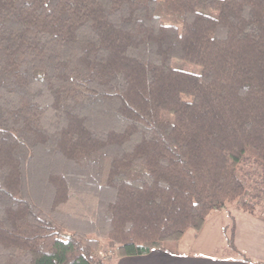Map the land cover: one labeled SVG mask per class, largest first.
<instances>
[{
	"label": "trees",
	"instance_id": "obj_1",
	"mask_svg": "<svg viewBox=\"0 0 264 264\" xmlns=\"http://www.w3.org/2000/svg\"><path fill=\"white\" fill-rule=\"evenodd\" d=\"M230 207L264 218V0H0V264L175 253Z\"/></svg>",
	"mask_w": 264,
	"mask_h": 264
},
{
	"label": "crops",
	"instance_id": "obj_2",
	"mask_svg": "<svg viewBox=\"0 0 264 264\" xmlns=\"http://www.w3.org/2000/svg\"><path fill=\"white\" fill-rule=\"evenodd\" d=\"M223 213L226 214L225 217L221 215ZM232 225H234V246L249 261L234 254L227 246L226 238L230 234ZM117 262L121 264H264V218L231 207L226 211L212 213L203 229L189 245L179 242L175 253L152 251L146 256L124 258Z\"/></svg>",
	"mask_w": 264,
	"mask_h": 264
},
{
	"label": "rangeland",
	"instance_id": "obj_3",
	"mask_svg": "<svg viewBox=\"0 0 264 264\" xmlns=\"http://www.w3.org/2000/svg\"><path fill=\"white\" fill-rule=\"evenodd\" d=\"M172 67L174 69L181 70V71H184V72H187V73H191V74H199L201 72V68L200 67H197L195 65H192V64H189V63H186V62L178 61V60H173L172 61ZM221 215H224V217H225L226 214L223 213ZM196 235H197L196 232H194L192 230H189V231L186 232V234L184 235L183 239L180 242L181 243L184 242V245H189L191 240L194 237H196ZM177 247H178V245H177ZM101 253H103V254L105 253L104 259L103 258H101V259L104 262H106L107 264H119V263L121 264V262H119V263L117 262L118 260L114 261V260L111 259L112 256H113V249H112V246L110 244H105L102 247V249H101Z\"/></svg>",
	"mask_w": 264,
	"mask_h": 264
},
{
	"label": "built area",
	"instance_id": "obj_4",
	"mask_svg": "<svg viewBox=\"0 0 264 264\" xmlns=\"http://www.w3.org/2000/svg\"><path fill=\"white\" fill-rule=\"evenodd\" d=\"M109 253H110V252H109ZM100 256H101V258L104 259V257H105V253L103 254V253L100 252Z\"/></svg>",
	"mask_w": 264,
	"mask_h": 264
}]
</instances>
